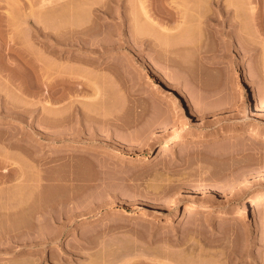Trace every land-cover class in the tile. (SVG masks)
Masks as SVG:
<instances>
[{"label": "rangeland", "instance_id": "rangeland-1", "mask_svg": "<svg viewBox=\"0 0 264 264\" xmlns=\"http://www.w3.org/2000/svg\"><path fill=\"white\" fill-rule=\"evenodd\" d=\"M140 1L0 0V264H264V204L235 211L264 191L263 137L243 136L264 133V30L246 18L257 48L230 53L205 0H145L193 48L164 66ZM195 200L218 206L183 216Z\"/></svg>", "mask_w": 264, "mask_h": 264}, {"label": "bare ground", "instance_id": "bare-ground-1", "mask_svg": "<svg viewBox=\"0 0 264 264\" xmlns=\"http://www.w3.org/2000/svg\"><path fill=\"white\" fill-rule=\"evenodd\" d=\"M45 1V0H44ZM110 1V0H109ZM113 0H111V2H112ZM114 1H116V0H114ZM117 1H122V0H117ZM140 1V0H139ZM142 1V2H141ZM140 1V6H142L141 8V11H142V15L143 16H145V18L140 14V16L139 15H136V16H139V17H137L138 18V21L139 20H141L142 22H140L142 25H143V22H145L144 23V25L146 24L147 26L148 25H150L151 27L152 26H154L155 27V25H157L156 23L158 22V20H157V22L155 21L156 19H155V15H154V13H150V12H152V8H148V9H151V11L150 10H148L147 9V5H145L144 3H146L145 2V0L143 1V0H141ZM184 1H188V0H184ZM183 1V2H184ZM192 1H194V0H191V2ZM198 1V0H197ZM196 1V2H197ZM200 1V3L201 4H203V2H201V1H204V0H199ZM221 1L222 0H205L204 1V3L206 4H208V5H210V7H212L213 6V10H215V9H217V11L215 10V12L213 13V14H210V15H212V16H208L207 15V17L206 18H210L211 17V25H215V26H221L222 28H220V30H222V32L224 33V34H226V35H228L229 37H230V41H229V43H227V44H229V45H226L225 47L228 49V47H229V51H230V53H235V54H242V53H247L248 51H252V50H256V46H257V44L255 43L254 44V40L251 38V36H254L255 35V32H254V34L252 35V31H251V35H248V34H250V31H249V33L247 32V31H245V28L247 27V25H249V22L247 23V19H249L250 20V22H255V21H257V25L259 24V25H261V28H262V30H264L263 28H264V2L262 3L261 1H259V0H255L256 2V4H253V1L252 0H243L245 3H247V4H244L243 3V1H241L240 2V0H239V2H240V7L238 6V5H236V4H239V2L237 1L236 2V0H229V1H224L225 3L224 4H226V6H221ZM247 1V2H246ZM264 1V0H263ZM43 2V1H42ZM86 2V1H85ZM97 2V1H96ZM111 2H109L108 4H110ZM195 2V1H194ZM193 2V4H195L196 6V8H193V6H192V8H190L189 7V5H188V2H184L185 3V5H187V6H185L186 7V10H184V11H186L187 12V10H188V8L189 9H192L193 11H194V9H195V14H196V16L197 17H195L194 18V16L193 15H191V16H193L192 17V19H194L195 20V22H196V20L198 19V21L199 20H202V21H200V22H197V24L199 23V31L201 30V29H203V31L206 33V31L208 30V29H210L212 26L207 22V25L206 26H210V28L208 27H206L205 26V16H206V14H204V13H202L203 11H199V9H203V8H200L201 6L203 7V6H207L205 9H211L210 7H208V5H201L199 2V6L196 4V3H194ZM214 2V3H213ZM234 2H236V3H234ZM88 3V2H87ZM87 3H85L86 4V6H87ZM90 3H91V1H90ZM90 3H89V5H90ZM93 3V2H92ZM91 3V4H92ZM94 3H95V1H94ZM234 5H236V7H233L232 6V4ZM82 4V3H81ZM81 4H78L77 3V5H76V3H75V8H77V9H75L74 8V10H80L78 7H80L81 6ZM84 4V3H83ZM82 4V5H83ZM96 4H100L99 2H97ZM229 4V5H228ZM231 4V5H230ZM249 4V5H248ZM78 5H80V6H78ZM101 5V4H100ZM99 5V6H100ZM103 5V4H102ZM105 5V4H104ZM234 5V6H235ZM70 6H71V4H70ZM73 6V7H74ZM76 6H78V7H76ZM106 6V9L108 8L107 6L108 5H105ZM191 6V5H190ZM69 7V6H68ZM73 7H71V8H73ZM82 7V6H81ZM93 7V5L91 6L90 5V8L87 6V8H89L90 10H91V8ZM101 7V6H100ZM99 7V8H100ZM244 7H247V8H245V10L243 9ZM70 8V9H71ZM83 8L85 9V6L83 5ZM94 8H95V6H94ZM82 9V8H81ZM104 9V8H103ZM106 9H104V10H106ZM205 9H204V11H205ZM243 9V10H242ZM90 10H88L87 9V12H86V15L88 14V12L90 11ZM96 9H94V11H95ZM212 10V11H213ZM103 11V10H102ZM107 12L108 11H110L111 12V10L110 9H108V10H106ZM140 11V12H141ZM244 12L243 14H242V12ZM75 12V14L77 15L78 14V12H80L81 14H82V11H78V12H76V11H74ZM90 12H92V10L90 11ZM97 12V11H96ZM105 12V11H104ZM110 12H108V14H111ZM79 13V14H80ZM93 13V12H92ZM102 13L103 12H101V14H99L100 16L102 15ZM189 15L191 14V13H189V12H187ZM207 13V12H206ZM209 13H211V12H208V14ZM249 13V14H248ZM77 15L76 17H80L81 19H82V17H83V15L84 14H80V15ZM98 14V13H97ZM107 14V13H106ZM184 14L186 15V13L184 12ZM194 14V13H193ZM84 16L85 17V19L82 21V22H84V21H87L86 19V17L87 16ZM95 15V14H94ZM154 15V16H153ZM184 15V16H185ZM189 15H186L185 16V18L186 17H188ZM248 15H249V17H248ZM98 17V20H102V19H104L105 17H108V16H111V15H108V16H101V17H103L102 19H101V17ZM123 16L124 15H122V18H123ZM136 16L134 17V20H135V18H136ZM184 16H183V22H185V18H184ZM240 16H244L243 18H245V19H243L242 17H240ZM79 17H78V19H79ZM83 17V18H84ZM96 17H97V15H96ZM95 17V18H96ZM144 18L145 20H143V19H141V18ZM237 17V18H236ZM119 18V17H118ZM203 18H204V20H203ZM242 18V19H241ZM247 18V19H246ZM251 18V19H250ZM81 19H79V20H81ZM91 19V18H90ZM90 19H88L89 21H90ZM73 20L75 21V18H74V16H73ZM78 20V21H79ZM121 20V19H120ZM122 20H124V18L122 19ZM133 20V19H132ZM132 20H131V22H132ZM248 20V21H249ZM255 20V21H254ZM94 21H95V19H94ZM106 21V20H105ZM137 21V20H136ZM164 22V21H162V18H161V20H160V18H159V22ZM169 21V20H168ZM99 22V21H98ZM102 21H100L99 23H101ZM104 22V21H103ZM123 22V21H122ZM149 22V23H148ZM160 22V26H158L159 27V29H160V33L161 32H163V33H161V34H163L162 36H160L161 37V39H163V37H164V40H166V42H162V40L160 41V39H159V41H157L158 43H154L153 41H151V39L152 38H155L154 36L150 39V37L152 36V35H150V37H149V39H145L144 38V35L145 34H143L142 35V37L141 38H144L143 40L141 39V42H143L142 43V45L141 46H145V45H148V46H158L159 48V50L157 49V55L159 54V57H161L162 59L165 57V56H163V55H161V54H163V52L165 53V55H167L168 54V52L169 53H174L175 51H180V50H184V52H185V49H187V50H189L190 48L191 49H193L192 47H191V45H189L188 43H186V44H188L190 47H188L187 45L186 46H183L184 44H185V42H179V38H172L171 36L173 35V34H171L174 30H172V29H177L178 28V26H179V23H178V26H174V27H177V28H172L169 24H168V22L166 23V24H164V23H161ZM245 22L247 23V25H245ZM72 23V22H71ZM74 23H76V26H77V19H76V22H74ZM73 23V24H74ZM85 23V22H84ZM84 23L83 24H80V22H78V24H80L81 26L82 25H84ZM96 23V22H95ZM130 23V22H129ZM136 23V22H135ZM150 23H152V24H150ZM155 23V24H154ZM201 23H204V25L202 24L201 25ZM224 23H227L228 25H229V27H231L230 29H224V27L223 26H226ZM244 23V24H243ZM256 23V22H255ZM255 23H253L254 24V26H253V24L251 25V26H253L255 29H257L258 27H260L259 25L257 26V27H255L256 26V24ZM86 24V23H85ZM120 24V23H119ZM123 24H125V23H123ZM168 24V25H167ZM224 24V25H223ZM242 25L241 27L239 26V28H243L242 30H244V31H242L241 29V33L239 32V28H237V30L238 31H235L236 29V27L238 26V25ZM244 25V26H243ZM248 26V27H251V26ZM79 26V25H78ZM135 26H137V24L135 25ZM139 26V25H138ZM147 26H145V28L147 27ZM195 25H193L192 27H194ZM246 26V27H245ZM130 27H131V25H130ZM134 27V26H133ZM245 27V28H244ZM253 27H251V28H253ZM139 28V27H138ZM138 28L136 27V29H137V31H139L138 30ZM143 28V27H142ZM144 28V32H146V29ZM260 28V29H261ZM130 29V28H129ZM134 29V28H133ZM193 29V28H192ZM194 29H196V26L194 27ZM248 29V28H247ZM250 29V28H249ZM248 29V30H249ZM255 29H253L254 31H255ZM87 30H89V31H91V29H87ZM141 30V29H140ZM147 30H149V29H147ZM162 30V31H161ZM213 30V29H212ZM258 30V29H257ZM256 30V31H257ZM170 31H171V33H170ZM190 31V30H189ZM198 31V30H197ZM218 31V30H217ZM87 32V31H86ZM133 32V33H132ZM134 32H135V30H132V27H131V31L129 30V31H126V30H122L121 31V34L124 36L123 37V40L124 39H126V35H130L129 33H132L131 35H133L134 34ZM140 32V31H139ZM144 32H142V33H144ZM183 32H185V35H183V37L185 38V41H186V38H187V40H189L190 41V43H192L193 41L190 39V38H188L189 36H187V32H188V30H186V31H183ZM211 32V31H210ZM215 31H213V33H214ZM260 32H261V30H260ZM138 33V32H137ZM174 33V32H173ZM192 32H190V34H191ZM197 33H200V32H197ZM208 33V32H207ZM218 33V32H217ZM246 33V34H245ZM147 34V33H146ZM151 34H152V32H151ZM155 34V33H154ZM153 34V35H154ZM159 34V33H158ZM171 34V35H170ZM183 34V33H182ZM204 34V33H203ZM230 34H233V35H230ZM260 34H262V32L260 33ZM263 34H264V31H263ZM160 35V34H159ZM195 35L197 36V34H196V31H195ZM207 35H209V34H207ZM213 35H217V34H213ZM134 36V35H133ZM135 36H137V35H135ZM134 36V37H135ZM139 36V35H138ZM141 36V35H140ZM157 38H158V35H155ZM177 36V35H176ZM180 36L182 37V35L180 34ZM187 36V37H186ZM200 36H202V34H200ZM209 36H211V34L209 35ZM146 37V36H145ZM148 37V36H147ZM146 37V38H147ZM169 37V38H168ZM178 37H179V35H178ZM255 37V36H254ZM259 37H261V36H259ZM74 38H78V37H74ZM172 40H171V39ZM262 38V37H261ZM80 39V38H79ZM112 39V38H111ZM114 39V38H113ZM138 39V38H137ZM136 39V40H137ZM168 39H170L169 41H172V43L175 41V40H178V41H176L177 43V45H175V43H174V45L173 44H171L170 42H168L167 40ZM173 39H175L174 41H173ZM183 39V38H182ZM181 39V40H182ZM255 39V38H254ZM74 40V39H73ZM77 40V39H76ZM133 40V39H132ZM139 40H140V38H139ZM163 40V41H164ZM262 40H263V42H264V39L262 38ZM134 41V40H133ZM153 42V43H152ZM187 42V41H186ZM183 44L182 46H181V44ZM141 44V43H140ZM152 44V45H151ZM262 44V43H261ZM264 44V43H263ZM152 46V47H153ZM228 46V47H227ZM261 46V45H260ZM153 47V48H154ZM222 47H223V45H222ZM264 46L262 45V51L264 50V48H263ZM107 48V47H106ZM105 48V49H106ZM220 48H221V46H220ZM104 49V48H103ZM107 49H109V48H107ZM223 49H225V48H223ZM259 49V48H258ZM156 50V49H155ZM182 51H180V52H182ZM225 51H226V49H225ZM224 52V51H223ZM264 52V51H263ZM161 55V56H160ZM264 55V54H263ZM171 57V56H170ZM174 57H171V58H169V56L167 55V58H165V59H163L164 61L162 62V64H164V66H170V65H168V64H173V61H175L174 59H173ZM207 58V57H206ZM264 58V57H263ZM161 59V60H162ZM160 60V59H159ZM203 60V59H202ZM207 61V59H204V61ZM264 60V59H263ZM203 61V62H204ZM169 62V63H168ZM202 62V61H201ZM200 62V63H201ZM202 62V63H203ZM263 65H264V62L262 63ZM203 66H204V63H203ZM264 67V66H263ZM65 78V77H64ZM63 78V79H64ZM67 78V77H66ZM63 81V83H64V85H66V83H68V81L69 80H67V79H64V80H62ZM98 93L99 92H97V96H95L94 97V99L96 98L97 99V97H98ZM94 95H96L95 93H94ZM94 95H92V96H94ZM91 98H93V97H91ZM94 99H92V101H96V99L94 100ZM94 103V102H93ZM97 102H95L94 104H95V106L98 104H96ZM90 103H88V109L87 108H84L83 110H82V114H83V116L82 117H84V119L85 120H87V122L88 123H91L92 122V124L93 123H97V122H103L104 123V125H105V120L102 118V117H104V116H102V115H99V114H97L96 115V113L98 112V113H101V111H100V108L101 107H99V106H96V107H98L97 108V110L94 108V106L93 105H89ZM80 108V107H79ZM195 109H194V111L192 112V113H198V112H200L201 111V109H202V107L200 106H196V107H194ZM80 109H82V107L80 108ZM79 109V110H80ZM93 112H96L95 114L93 113ZM98 115L99 116H102V117H98ZM83 119V120H84ZM182 122H181V124H182V130H186V129H188V122H190V116L189 115H185V116H183L182 117ZM84 120V121H85ZM106 120H107V118H106ZM108 122H110L111 120H107ZM86 122V121H85ZM86 122V123H87ZM112 122V121H111ZM110 122V123H111ZM114 123V122H113ZM113 123H112V126H115V125H113ZM127 123V122H126ZM125 123V124H126ZM102 124V123H101ZM106 124H107V122H106ZM115 124V123H114ZM117 125H118V123H116ZM120 124V123H119ZM100 125V124H99ZM103 125V126H104ZM108 126H109V123H108ZM111 126V125H110ZM121 126L123 127V125H120V127L119 126H117V128L119 127V128H121ZM116 127V126H115ZM243 136H245V137H249V138H253V137H263V140H264V133L263 132H261L260 130H258V129H251V130H249V131H246V133H244V135ZM171 142H172V138L170 137V136H168L167 137V139H166V142H165V144H162L161 145V151L163 152V154H165L167 151H168V149L170 148V144H171ZM264 204V191H262V192H260V193H258L255 197H252L251 199H247V198H245V199H243V202L241 203V205H239L236 209H235V211L237 212V213H239V214H241V216H243V215H247L248 213H250V210L251 209H257V208H260L262 205ZM201 206H206L205 205V203H204V201H202V200H195V201H192L191 203H189L186 207H185V211H184V213H183V216H191L194 212H196V208H198V207H201ZM216 206H218V205H212V203H209L208 204V206H206L207 208H217Z\"/></svg>", "mask_w": 264, "mask_h": 264}]
</instances>
